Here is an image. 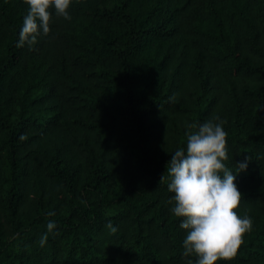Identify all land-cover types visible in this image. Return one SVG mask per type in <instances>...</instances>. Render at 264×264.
Segmentation results:
<instances>
[{
    "label": "trees",
    "instance_id": "trees-1",
    "mask_svg": "<svg viewBox=\"0 0 264 264\" xmlns=\"http://www.w3.org/2000/svg\"><path fill=\"white\" fill-rule=\"evenodd\" d=\"M27 9L0 0V264H194L166 165L216 117L253 220L217 264H264V0H73L18 46Z\"/></svg>",
    "mask_w": 264,
    "mask_h": 264
},
{
    "label": "clouds",
    "instance_id": "clouds-1",
    "mask_svg": "<svg viewBox=\"0 0 264 264\" xmlns=\"http://www.w3.org/2000/svg\"><path fill=\"white\" fill-rule=\"evenodd\" d=\"M27 14L19 33L18 46L33 44L42 34L50 31V19L56 14L71 19L69 8L73 0H26ZM219 117L199 124H187L186 148L178 147L166 165L170 180L169 211L182 217L179 228L185 230V255L195 254L194 264H217L237 254L244 234L253 228L250 216H240L242 193L235 183L237 175L248 167L249 158L236 162L237 171L225 163L228 160L227 131ZM163 178V176H162ZM161 178V179H162ZM48 232L56 222H47ZM107 227L113 232L111 221ZM41 237V245L46 243Z\"/></svg>",
    "mask_w": 264,
    "mask_h": 264
}]
</instances>
